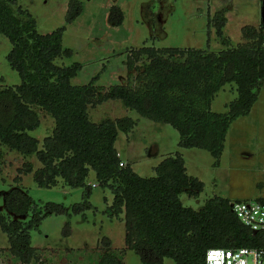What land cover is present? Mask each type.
Here are the masks:
<instances>
[{"label": "trees", "instance_id": "16d2710c", "mask_svg": "<svg viewBox=\"0 0 264 264\" xmlns=\"http://www.w3.org/2000/svg\"><path fill=\"white\" fill-rule=\"evenodd\" d=\"M76 2L70 3L68 22L80 13V6L75 10ZM221 14L214 17L217 34L229 45L223 34L226 17L223 11ZM115 23L121 24L122 18ZM64 31L62 26L41 34L33 15L19 6L18 0H0V34L12 44L7 59L21 78L16 86L0 85V180L3 145L37 155L42 166L35 170L34 178L40 186H54L59 179L67 185L87 186L94 170L114 194L110 215L124 213L127 248L140 254L144 264H162L165 258L177 264H206L210 248L264 247V232L242 224L231 200L214 196L199 209L183 204L182 194L198 197L204 182L187 173L182 154L165 156L155 167V176L143 177L130 163L121 165L124 160L116 147L119 132L129 134L136 121L124 116L96 123L89 114L90 107L120 100L144 118L170 124L179 131L180 147L208 150L219 165L230 125L249 114L264 80V23L243 27L247 41L219 52L154 46L130 49L125 61L127 81L108 88L97 84L99 75L88 83L73 84L82 64L56 63L68 51L62 43ZM232 82L237 85V97L227 105V111H213L214 97ZM38 109L55 120L42 149L39 139L30 134L41 125ZM33 170L29 164L22 172ZM32 202V197L18 188L6 195V207L15 214L27 213L35 207ZM50 205L58 213L64 211L58 204ZM41 219V212L34 213L27 223L8 219L0 211L9 253L22 264L42 260L30 234ZM106 245L94 264H124L125 250L112 249L108 240Z\"/></svg>", "mask_w": 264, "mask_h": 264}, {"label": "rangeland", "instance_id": "374dc122", "mask_svg": "<svg viewBox=\"0 0 264 264\" xmlns=\"http://www.w3.org/2000/svg\"><path fill=\"white\" fill-rule=\"evenodd\" d=\"M72 1L78 2L74 3L75 10L78 6L81 10L68 22ZM18 5L33 15L41 34L65 26L62 43L68 51L56 63L82 64L73 84L88 83L99 75L97 84L104 88L127 81L125 61L130 49L154 46L219 52L245 43L243 27H258L264 20V0H18ZM222 11L226 17L223 34L229 45L217 34L218 20H214ZM121 18L122 23L116 24ZM11 49L9 39L0 34L2 87L21 83L7 59ZM237 95V85L227 83L214 97L212 110L227 111V105ZM38 112L41 125L30 134L39 139L42 149L44 138L53 132L55 120L43 110ZM89 114L96 123L124 116L136 121L129 134L119 132L116 147L143 177L155 176V167L165 156L182 154L187 173L204 182L198 197L182 194L185 206L199 209L214 196L231 202L264 200V80L249 114L230 125L219 165H215L216 157L208 150L180 147L179 131L170 124L144 118L120 100L110 99L90 107ZM2 149L5 159L0 180L1 214L28 223L34 213L41 212V222L30 230L31 243L40 250L42 259L34 264H94L106 250V240L112 249L125 250L124 264H144L140 254L127 248L124 213L120 217L110 215L114 194L97 179L94 170L87 178V186L67 185L61 179L54 186H40L34 178L35 170L42 166L36 154L25 155L6 145ZM29 164L34 170L23 173ZM17 177L21 182H16ZM13 188L27 192L35 207L24 214L10 212L6 195ZM50 203L62 206L64 211L56 212ZM9 247V237L0 226V264H22L9 253ZM162 264L177 263L165 258Z\"/></svg>", "mask_w": 264, "mask_h": 264}, {"label": "built area", "instance_id": "2783aa9c", "mask_svg": "<svg viewBox=\"0 0 264 264\" xmlns=\"http://www.w3.org/2000/svg\"><path fill=\"white\" fill-rule=\"evenodd\" d=\"M231 206L242 224L254 232H264V200L231 202ZM205 261L206 264H264V247H214L208 249Z\"/></svg>", "mask_w": 264, "mask_h": 264}, {"label": "crops", "instance_id": "0c3cea01", "mask_svg": "<svg viewBox=\"0 0 264 264\" xmlns=\"http://www.w3.org/2000/svg\"><path fill=\"white\" fill-rule=\"evenodd\" d=\"M120 156H121V155H120ZM121 158H122V156H121ZM122 159H123V158H122ZM123 160H124V159H123ZM124 162L127 163V160H124Z\"/></svg>", "mask_w": 264, "mask_h": 264}, {"label": "water", "instance_id": "95a60500", "mask_svg": "<svg viewBox=\"0 0 264 264\" xmlns=\"http://www.w3.org/2000/svg\"><path fill=\"white\" fill-rule=\"evenodd\" d=\"M263 23H264V20H263Z\"/></svg>", "mask_w": 264, "mask_h": 264}]
</instances>
